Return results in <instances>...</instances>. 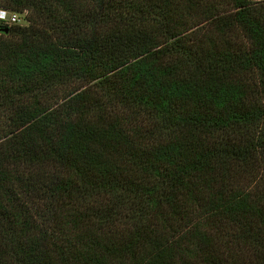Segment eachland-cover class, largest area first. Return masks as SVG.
<instances>
[{
  "label": "trees",
  "instance_id": "obj_1",
  "mask_svg": "<svg viewBox=\"0 0 264 264\" xmlns=\"http://www.w3.org/2000/svg\"><path fill=\"white\" fill-rule=\"evenodd\" d=\"M0 9V264H264V2Z\"/></svg>",
  "mask_w": 264,
  "mask_h": 264
},
{
  "label": "built area",
  "instance_id": "obj_2",
  "mask_svg": "<svg viewBox=\"0 0 264 264\" xmlns=\"http://www.w3.org/2000/svg\"><path fill=\"white\" fill-rule=\"evenodd\" d=\"M17 14L10 13L0 9V22L3 25H13L18 21Z\"/></svg>",
  "mask_w": 264,
  "mask_h": 264
},
{
  "label": "rangeland",
  "instance_id": "obj_3",
  "mask_svg": "<svg viewBox=\"0 0 264 264\" xmlns=\"http://www.w3.org/2000/svg\"><path fill=\"white\" fill-rule=\"evenodd\" d=\"M254 3H262L264 2V0H251ZM18 21L16 22V25L19 26H26L27 22H26V16L24 13L18 14L17 16Z\"/></svg>",
  "mask_w": 264,
  "mask_h": 264
},
{
  "label": "water",
  "instance_id": "obj_4",
  "mask_svg": "<svg viewBox=\"0 0 264 264\" xmlns=\"http://www.w3.org/2000/svg\"><path fill=\"white\" fill-rule=\"evenodd\" d=\"M4 32H6V30H4Z\"/></svg>",
  "mask_w": 264,
  "mask_h": 264
}]
</instances>
